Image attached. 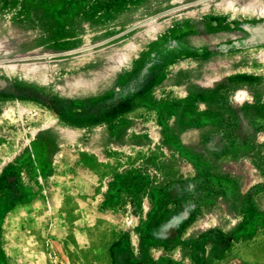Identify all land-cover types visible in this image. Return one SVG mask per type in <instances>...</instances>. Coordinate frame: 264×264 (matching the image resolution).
Here are the masks:
<instances>
[{"label": "rangeland", "instance_id": "374dc122", "mask_svg": "<svg viewBox=\"0 0 264 264\" xmlns=\"http://www.w3.org/2000/svg\"><path fill=\"white\" fill-rule=\"evenodd\" d=\"M264 0H0V264H264Z\"/></svg>", "mask_w": 264, "mask_h": 264}, {"label": "bare ground", "instance_id": "6f19581e", "mask_svg": "<svg viewBox=\"0 0 264 264\" xmlns=\"http://www.w3.org/2000/svg\"><path fill=\"white\" fill-rule=\"evenodd\" d=\"M262 11L264 10V8L263 9H261Z\"/></svg>", "mask_w": 264, "mask_h": 264}]
</instances>
